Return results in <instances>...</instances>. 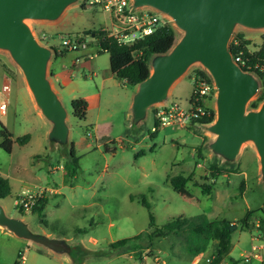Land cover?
<instances>
[{
  "label": "rangeland",
  "instance_id": "1",
  "mask_svg": "<svg viewBox=\"0 0 264 264\" xmlns=\"http://www.w3.org/2000/svg\"><path fill=\"white\" fill-rule=\"evenodd\" d=\"M28 23L42 43L57 53L62 51L59 56L54 53L48 74L69 112L70 144L64 149L51 145V124L36 107L20 68L7 51L0 49V123L14 138L30 134L28 142H14L11 152L0 145V176L8 178L12 186L11 194L0 201L9 215L24 217L33 229L82 241L92 251L82 264H208L206 259L214 256L213 244L194 263L180 236L156 237L149 248L146 235L134 238L154 230L150 214L159 227L173 217L203 212L212 219L232 220L237 230L231 236L229 254L235 259L258 242L254 237L264 240V183L253 143H245L237 162L228 164L207 149L214 136L200 124L160 127L152 138L158 105L149 109L138 129H132L130 104L137 85L120 82L111 71L109 53L98 52L95 39L85 33L99 27L116 31L111 27L122 22L115 14L79 0L57 20ZM175 29L178 40L181 31ZM238 32H243L250 41L249 48L256 50L264 30L237 26L230 43ZM80 37L83 40L78 41V47L86 46L76 49L64 42ZM198 68L203 69L200 64L192 65L172 86L168 101L189 107ZM263 92L261 78L249 108L259 107L263 100L257 107L251 103ZM215 95L203 100L214 109ZM77 96H84L89 104L83 120L72 113L71 100ZM100 135L110 138L101 141ZM72 147L77 163L70 154ZM213 162L228 171L210 176ZM181 172L191 174L192 180L177 190L170 180ZM208 185L211 191L203 193L202 186ZM25 188H38L48 197L42 215L22 211L15 203ZM250 210V226H246L242 219ZM2 230L7 231L0 227V264H73L66 254L50 252ZM124 238H131L128 244L145 246L139 249L140 257L126 246H112Z\"/></svg>",
  "mask_w": 264,
  "mask_h": 264
},
{
  "label": "water",
  "instance_id": "2",
  "mask_svg": "<svg viewBox=\"0 0 264 264\" xmlns=\"http://www.w3.org/2000/svg\"><path fill=\"white\" fill-rule=\"evenodd\" d=\"M78 1L0 0V49L20 68L36 107L51 124V145L62 149L70 144L71 128L68 109L48 74L55 49L37 38L28 21L57 20ZM131 1L133 9L151 7L181 31L168 51L150 57V74L138 82L131 100L132 129L145 122L152 106L168 101L172 86L192 65L200 64L216 88L215 118L200 124L214 136L207 149L224 163L233 164L243 145L253 143L264 183V100L258 108H249L261 87V77L236 61L230 49L237 26L264 30V0ZM0 227L50 252L68 255L73 264H82L92 254L82 241L33 229L24 217L9 215L1 201Z\"/></svg>",
  "mask_w": 264,
  "mask_h": 264
},
{
  "label": "trees",
  "instance_id": "3",
  "mask_svg": "<svg viewBox=\"0 0 264 264\" xmlns=\"http://www.w3.org/2000/svg\"><path fill=\"white\" fill-rule=\"evenodd\" d=\"M85 3V2H84ZM89 34L98 44V52H108L110 56V68L115 77L125 84L136 86L138 82L146 78L150 74V57L154 53H160L168 51L173 44L176 42L177 34L176 29L167 20L165 23L158 25L152 33L144 35L135 41L132 45H127L118 40L117 37L110 34V31L104 27L89 28L85 31ZM78 41L83 40L82 37L77 39ZM250 41L246 39L243 32H238L230 43V49L234 57L240 56L245 61L244 68L256 72L261 78H264V33L262 34V41L256 50L249 48ZM57 56L62 51L55 49ZM64 52V51H63ZM68 52V51H67ZM196 81L199 78L205 79L207 82L212 83L211 76L206 70L198 68L196 70ZM196 81L194 84V91L190 98V104H194L195 115L192 117L190 123L194 125L206 124L214 120L216 112L213 107L205 104L203 100L195 101L196 93ZM264 100V92L258 98L251 103L253 107H257L258 101ZM72 113L78 119H85L88 113V101L84 96H77L71 100ZM154 123L155 129L151 132V137L157 136L160 130L159 122L155 117L154 112ZM0 130V145L7 152L12 151L13 143L18 142L24 144L29 141L30 134H24L14 138V134L2 123ZM101 141H106L110 137L109 135H100ZM70 154L74 163H77V156L75 148L72 147ZM209 175L215 177L217 174L224 173L228 169L217 165L213 162L209 165ZM74 174V171L71 172ZM209 178V176H207ZM192 180V175H185L184 172L171 178L170 182L172 186L177 189H183ZM12 186L8 178L0 176V199L7 197L11 194ZM203 193H209L211 191L210 185L202 186ZM48 202V197L45 195L38 197L36 204L33 207V212L42 215L45 205ZM20 210H22L20 208ZM23 211V210H22ZM253 210L247 212L242 222L246 226H250L248 220ZM151 225L154 226L152 232L146 231L143 234H139L134 238L139 239L147 236L148 243L147 247L152 244L154 238L167 237L171 234H175L183 238L186 250L190 254L191 258L198 257L205 252L209 245L213 244L215 255L214 263L221 259H226L230 262H236L235 259L230 256L231 248V236L237 230V224L232 220L225 217L210 218L207 213L203 212L198 215L185 216L179 215L173 217L168 223L159 227L154 222V215L150 214ZM131 238H124L116 241L112 244L114 248L126 246V250H131L137 257H140V248L145 246L142 243L128 244Z\"/></svg>",
  "mask_w": 264,
  "mask_h": 264
},
{
  "label": "built area",
  "instance_id": "4",
  "mask_svg": "<svg viewBox=\"0 0 264 264\" xmlns=\"http://www.w3.org/2000/svg\"><path fill=\"white\" fill-rule=\"evenodd\" d=\"M85 1H87L89 4H95L105 11L112 12L115 14L118 20H121L122 25H120L116 31L110 32V34L114 35L120 42L127 45H132L139 38L152 33L158 25L169 20V18H167L164 14L151 7L133 9L131 0ZM64 42L67 44L71 43L76 49L81 46H86V44H79L80 46L78 47V40L74 42L72 39H67L64 40ZM234 58L244 67L245 61H243L240 56ZM196 84V93L194 97L195 101L204 100L208 96L216 94V88L213 81L210 83L205 79L199 78L196 81ZM2 107H5L4 103L2 104ZM195 108L201 110L200 107L195 106V102L194 104L191 103L188 108H185L175 101H168L157 106L155 117L159 122V127L165 128L173 125L185 127L188 123H190L192 117L195 115ZM154 129L155 126L153 127V130ZM39 190L40 189L38 188L23 189L16 198L15 203L23 211L32 210L38 197L43 196L41 193L42 190ZM254 238L258 242L252 243L251 248L244 251L238 261L232 263L226 259H221L220 261L214 263V255L213 257H208L206 259L208 264H264V240L259 239L258 237ZM193 261L194 263H197L199 261L198 257H195Z\"/></svg>",
  "mask_w": 264,
  "mask_h": 264
},
{
  "label": "crops",
  "instance_id": "5",
  "mask_svg": "<svg viewBox=\"0 0 264 264\" xmlns=\"http://www.w3.org/2000/svg\"><path fill=\"white\" fill-rule=\"evenodd\" d=\"M112 24H113V22H112ZM115 25V24H114ZM110 27V26H109ZM118 27H120V25H117V26H112L111 28H114V29H118ZM56 77V76H55ZM57 79V78H56ZM58 92V91H57ZM59 93V92H58ZM60 95V94H59ZM3 231V230H2ZM3 232H5V233H7V234H9V235H13L12 233H10L9 231H3ZM13 236H15V235H13ZM19 238V237H18ZM49 251V250H48Z\"/></svg>",
  "mask_w": 264,
  "mask_h": 264
}]
</instances>
